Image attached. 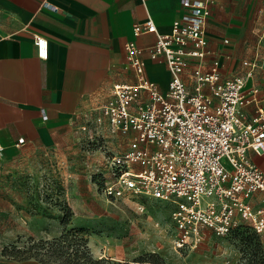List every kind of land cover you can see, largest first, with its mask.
I'll list each match as a JSON object with an SVG mask.
<instances>
[{
	"label": "built area",
	"instance_id": "obj_1",
	"mask_svg": "<svg viewBox=\"0 0 264 264\" xmlns=\"http://www.w3.org/2000/svg\"><path fill=\"white\" fill-rule=\"evenodd\" d=\"M180 5L184 12L168 34L158 33L151 19L133 26L135 37L156 34L146 50L133 41L125 44L136 82L115 84L98 117H86L82 130L97 129L89 138L101 136L106 125L127 141L99 170L101 194L110 202L128 201L139 213L151 201L170 207L174 247L181 252L196 249L206 232L229 238L247 229L263 239L264 171L249 153L264 154V92L246 87L258 59L243 63L250 67L243 76L222 78L218 61L204 68L209 0ZM43 7L58 9L48 1ZM34 39L39 57L46 59L47 40ZM145 51L151 60L165 61L166 92L149 79ZM3 155L0 142V161ZM256 194L262 195L260 206L252 201Z\"/></svg>",
	"mask_w": 264,
	"mask_h": 264
},
{
	"label": "crops",
	"instance_id": "obj_2",
	"mask_svg": "<svg viewBox=\"0 0 264 264\" xmlns=\"http://www.w3.org/2000/svg\"><path fill=\"white\" fill-rule=\"evenodd\" d=\"M45 1L58 9L43 7ZM183 12L180 0H0V142L5 156L36 145L62 151L85 138L87 115L98 117L113 86L136 82L125 44L133 41L146 50L156 41L155 33L135 37L133 26L151 19L158 33L168 34ZM35 36L48 42L46 59L38 55ZM207 38L210 54L204 68L218 61L222 78L243 76L250 69L243 63L258 59L246 87L264 92V0H209ZM143 57L149 79L166 92L170 74L165 61L151 60L146 51ZM245 111L253 114L251 108ZM99 131L109 138L106 125ZM249 156L264 171V154ZM105 163L91 158V173ZM261 199L256 194L252 201L260 206Z\"/></svg>",
	"mask_w": 264,
	"mask_h": 264
},
{
	"label": "rangeland",
	"instance_id": "obj_3",
	"mask_svg": "<svg viewBox=\"0 0 264 264\" xmlns=\"http://www.w3.org/2000/svg\"><path fill=\"white\" fill-rule=\"evenodd\" d=\"M66 150L36 145L0 161V264H62L67 254L28 253L29 239L52 243L63 234L87 241L93 259L105 264H248L237 238L206 236L198 248L176 250L170 207L151 201L139 213L128 201H107L91 158L105 160L126 149L121 134L90 133ZM224 163L226 161L224 160ZM95 172V171H94ZM71 212L69 224L60 218ZM158 223V226H156ZM262 246L264 240L259 239ZM81 262L86 263L85 259ZM228 262V263H227Z\"/></svg>",
	"mask_w": 264,
	"mask_h": 264
},
{
	"label": "trees",
	"instance_id": "obj_4",
	"mask_svg": "<svg viewBox=\"0 0 264 264\" xmlns=\"http://www.w3.org/2000/svg\"><path fill=\"white\" fill-rule=\"evenodd\" d=\"M71 212H67V216L60 218L63 225L69 224ZM233 238H237L243 242L241 251L248 255V264H257L258 262L264 263V246H262L260 237L256 234L249 232L247 229L239 230L234 234ZM28 253L33 257L43 259V252L49 248L53 252H60L67 254L66 260L62 264H105L108 263L105 259L95 260L92 258L87 246V241L79 235L66 233L52 243L45 241L36 242L33 238L29 239ZM85 259L86 263L81 262Z\"/></svg>",
	"mask_w": 264,
	"mask_h": 264
}]
</instances>
